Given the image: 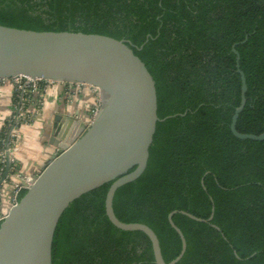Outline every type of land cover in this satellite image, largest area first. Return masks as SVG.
I'll return each instance as SVG.
<instances>
[{
  "label": "trees",
  "instance_id": "trees-1",
  "mask_svg": "<svg viewBox=\"0 0 264 264\" xmlns=\"http://www.w3.org/2000/svg\"><path fill=\"white\" fill-rule=\"evenodd\" d=\"M0 25L127 40L154 81L161 120L145 170L114 194L115 216L150 227L169 262L181 243L167 215L181 210L205 219L213 208L209 223L172 216L186 242L175 264H264V140L238 139L229 128L240 102L234 46L247 87L235 128L264 132V0H0ZM18 97L14 87L15 108ZM12 121L0 129V151ZM3 169L0 161V176ZM18 170L11 161L6 179ZM109 185L62 213L51 264H155L144 233L119 230L107 219Z\"/></svg>",
  "mask_w": 264,
  "mask_h": 264
},
{
  "label": "water",
  "instance_id": "water-1",
  "mask_svg": "<svg viewBox=\"0 0 264 264\" xmlns=\"http://www.w3.org/2000/svg\"><path fill=\"white\" fill-rule=\"evenodd\" d=\"M232 51L240 76V102L232 114L230 131L241 140H264V132L255 135L235 128L247 87L234 46ZM20 76L88 86L98 91L99 104L91 121L78 122L75 130L68 127L58 135L53 124L50 142L56 144L57 152L38 174L25 177L21 182L24 194L0 221V264H51L53 235L62 213L74 200L106 183L110 185L104 211L109 222L122 231L144 233L155 264H175L180 260L186 242L172 216L180 213L209 223L213 208L205 219L181 210L167 215L181 243L179 253L169 262L163 260L158 238L150 227L122 222L112 208L116 190L136 180L145 170L156 122L161 120L157 116L154 81L129 42L101 34L0 25V81ZM8 140L9 135L0 185L8 176L13 154Z\"/></svg>",
  "mask_w": 264,
  "mask_h": 264
},
{
  "label": "crops",
  "instance_id": "crops-1",
  "mask_svg": "<svg viewBox=\"0 0 264 264\" xmlns=\"http://www.w3.org/2000/svg\"><path fill=\"white\" fill-rule=\"evenodd\" d=\"M13 94L11 81L0 82V129L15 115ZM34 97L28 101L26 109L30 121L16 126L12 145V159L19 166V175L24 178L38 174L57 152L56 144L50 142L53 124L58 135H62L68 127L75 130L78 122L88 123L91 111L99 104V95L94 89L57 82L45 90L41 105L36 104ZM71 120L76 123L70 124ZM12 191V184L3 182L0 185V213L9 208Z\"/></svg>",
  "mask_w": 264,
  "mask_h": 264
},
{
  "label": "built area",
  "instance_id": "built-area-1",
  "mask_svg": "<svg viewBox=\"0 0 264 264\" xmlns=\"http://www.w3.org/2000/svg\"><path fill=\"white\" fill-rule=\"evenodd\" d=\"M10 80L13 83L14 87L19 91L18 102H17L16 108H15V115L13 116L12 125L9 128V131L11 130L10 134L8 131L9 137L10 136L14 137L16 123L19 122V120H25L27 122L30 121V114L23 108L24 102L27 100V98L29 99L30 96H32V95L36 96L38 94V96H39L38 105H41V102L43 99V94H44L45 90L48 88L49 85H51L55 82L40 80V79H33V78L22 77V76L17 77V78H13ZM3 81L4 80H1L0 82H3ZM66 85H68V86H82V85L69 84V83H66ZM39 88H41L40 91H38ZM95 91L98 93L97 90H95ZM36 104H37V102H36ZM97 109H98V105L96 107H94V109L91 111V114H92L91 118H93ZM8 148H12V147L8 146ZM4 150H5V146H4L3 150L1 151V155H0L2 157L1 161L3 162V164H4ZM11 161H13L12 158H11ZM17 176H18V178L16 179L17 181L13 180L14 181L13 182V191H12L10 206L16 202L17 193L21 189H24V186L22 185L21 182L23 180H25V178L20 177L19 174ZM4 215H5V213H0V221L3 219Z\"/></svg>",
  "mask_w": 264,
  "mask_h": 264
},
{
  "label": "rangeland",
  "instance_id": "rangeland-1",
  "mask_svg": "<svg viewBox=\"0 0 264 264\" xmlns=\"http://www.w3.org/2000/svg\"><path fill=\"white\" fill-rule=\"evenodd\" d=\"M91 115H92V114H90V120H89L88 122H90L91 119H92V118H91ZM0 155H1V151H0ZM1 160H2V157L0 156V161H1ZM18 174H19V170H18L17 173H15V174L11 177L10 180H7V179H6V182L9 183V184H12V185H13V182H14L13 180L17 181L16 179L18 178V176H17ZM19 176L21 177V175H19ZM4 182H5V181H4ZM10 203H11V201H10Z\"/></svg>",
  "mask_w": 264,
  "mask_h": 264
}]
</instances>
